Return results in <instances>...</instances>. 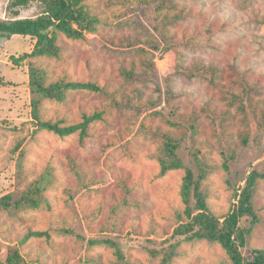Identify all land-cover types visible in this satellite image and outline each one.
<instances>
[{
	"label": "rangeland",
	"instance_id": "374dc122",
	"mask_svg": "<svg viewBox=\"0 0 264 264\" xmlns=\"http://www.w3.org/2000/svg\"><path fill=\"white\" fill-rule=\"evenodd\" d=\"M0 0V21L17 15ZM97 20L81 39L55 36L56 54L30 53L34 40H0V261L27 264H231L216 242L173 236L205 205L223 219L236 210L252 171H264V0H85ZM91 84L38 106L41 122L77 126L80 136L40 130L28 80ZM165 137L182 168L162 172ZM200 177H202L200 179ZM199 178V179H198ZM255 218L237 242L245 260L264 250V179L253 189Z\"/></svg>",
	"mask_w": 264,
	"mask_h": 264
},
{
	"label": "trees",
	"instance_id": "16d2710c",
	"mask_svg": "<svg viewBox=\"0 0 264 264\" xmlns=\"http://www.w3.org/2000/svg\"><path fill=\"white\" fill-rule=\"evenodd\" d=\"M85 0H9L7 11L17 15L18 9L25 8L29 4H36L41 13L34 19H13L0 21V40H9L13 36L28 37L34 40V48L28 54L24 53L19 58L11 57L14 64H18L29 57L53 56L56 54L55 36L49 34L50 30L59 32L70 39H81L85 32L92 31L97 20L91 17L85 9ZM31 114L40 130L50 132L60 138L68 137L80 131V136L85 135L87 126L98 117L85 118L84 122L77 126L60 127L58 124L41 122L38 118V106L43 100L60 102L69 92L92 91L99 92L97 86L91 84H74L57 82L48 86L44 85V78L38 70L30 69L28 80ZM176 143L172 138L165 137V160L160 161L162 172L182 168L181 162L175 155ZM202 177H200L201 179ZM199 179V178H198ZM264 179L262 173L252 171L246 180V185L239 194L236 210L229 213L223 219L214 217L208 211L204 198L199 191V180L193 181L190 171H186L183 197L186 204L189 203L190 188H194L196 213L192 209L186 211L184 223L179 224L173 231V236H184L188 240H206L218 243L230 258L231 264H264V250L253 251L252 257L245 260L239 252L238 244L244 242V237L237 226L243 217L254 216L252 208L253 189L258 180ZM8 198L0 199V207L6 206ZM1 264V261H0ZM5 264H27L19 261L17 251L13 250L5 258Z\"/></svg>",
	"mask_w": 264,
	"mask_h": 264
}]
</instances>
